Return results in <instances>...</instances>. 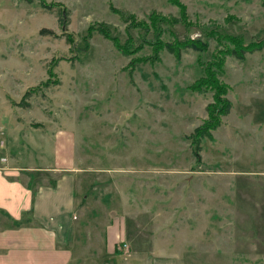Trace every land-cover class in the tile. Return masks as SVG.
<instances>
[{
	"label": "rangeland",
	"instance_id": "1",
	"mask_svg": "<svg viewBox=\"0 0 264 264\" xmlns=\"http://www.w3.org/2000/svg\"><path fill=\"white\" fill-rule=\"evenodd\" d=\"M44 1L56 6L0 0V160L44 166V156L53 166L61 141L74 142L76 195L84 199L76 263L131 257L104 251L110 225L123 228L137 252L153 249L176 264H264V49L226 59L219 79L230 87L231 110L201 140L198 158L190 135L212 94L187 90L203 75L197 59L207 62L218 47L210 31L264 41L261 1L180 0L191 25H161L162 40L199 39L209 51L186 49L179 62L162 51L156 63L130 68L134 57L152 55V34L125 56L98 31L87 38L89 27L107 26L138 46L143 31L115 11L146 20L153 12L178 17L176 7L167 0ZM54 59L57 82L21 101L48 79Z\"/></svg>",
	"mask_w": 264,
	"mask_h": 264
},
{
	"label": "crops",
	"instance_id": "2",
	"mask_svg": "<svg viewBox=\"0 0 264 264\" xmlns=\"http://www.w3.org/2000/svg\"><path fill=\"white\" fill-rule=\"evenodd\" d=\"M61 143L59 162L53 166L44 156V166L0 160V264H77L81 241L75 232L83 225L77 220L84 214V199L78 202L76 195L75 144L67 138ZM54 174L58 176L50 182ZM102 243L110 258L129 253L124 264H176L174 258L160 257L153 249L137 252L120 226L108 225ZM118 243L128 249L116 250Z\"/></svg>",
	"mask_w": 264,
	"mask_h": 264
},
{
	"label": "trees",
	"instance_id": "3",
	"mask_svg": "<svg viewBox=\"0 0 264 264\" xmlns=\"http://www.w3.org/2000/svg\"><path fill=\"white\" fill-rule=\"evenodd\" d=\"M39 1L44 8L51 9L53 6H56L54 4H46L44 0ZM167 1L170 5L177 8L178 17H166L153 12L146 20H138L134 16H126V14L115 11V13L120 14V19L127 24V27L138 29L139 32L143 31L141 36L142 40L138 46H135V39L132 37H128L122 42L118 35H111L109 28L104 25H99L98 27L91 25L87 32V38H89L93 32L98 31L107 40H110L123 55L130 56L141 51L142 45L148 42L144 38L145 34H152L153 42L149 43L152 55L149 57H134L132 60L135 61L128 64L129 68L138 64L156 63V61L159 60V55L162 51H168L178 62L181 59L182 52L186 49H192L199 54L208 52L209 44L199 39L187 38L185 40H177L174 38L172 42H165L162 40L163 29L161 25L174 27L177 24H181L185 28L191 25L186 5L180 0ZM260 1L264 6V0ZM64 34L68 36L67 41L69 44H74V39L71 34ZM207 36H210L218 47L214 49L210 56V60L207 62H203L200 58L197 59L196 62L200 66V69H202L203 75L187 87V90L192 93L210 92L212 94V101L206 106L205 120L200 126L196 127L190 135L191 146L193 147V155L195 158H198V150L201 140L203 138L211 139V133L220 126L222 118L227 116L231 110V103L226 98L230 87L222 82L221 78L219 79V76L223 74L226 59L230 57L238 61H243L245 55L248 53L262 51L264 49V41L262 40L246 43L241 36L230 35L218 30L210 31ZM87 38H85V40H87ZM55 61L56 59L52 62V68L56 65ZM55 78L54 68L53 70L49 68L48 79L40 83L36 88L28 89V91L23 93L21 101L30 96L31 92H34L41 87H47L53 82H57Z\"/></svg>",
	"mask_w": 264,
	"mask_h": 264
},
{
	"label": "built area",
	"instance_id": "4",
	"mask_svg": "<svg viewBox=\"0 0 264 264\" xmlns=\"http://www.w3.org/2000/svg\"><path fill=\"white\" fill-rule=\"evenodd\" d=\"M126 247V245H124V248Z\"/></svg>",
	"mask_w": 264,
	"mask_h": 264
},
{
	"label": "bare ground",
	"instance_id": "5",
	"mask_svg": "<svg viewBox=\"0 0 264 264\" xmlns=\"http://www.w3.org/2000/svg\"><path fill=\"white\" fill-rule=\"evenodd\" d=\"M120 247V246H119Z\"/></svg>",
	"mask_w": 264,
	"mask_h": 264
}]
</instances>
